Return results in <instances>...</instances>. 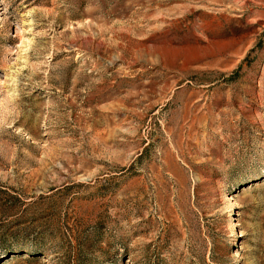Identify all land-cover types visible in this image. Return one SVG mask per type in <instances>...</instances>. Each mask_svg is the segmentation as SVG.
Listing matches in <instances>:
<instances>
[{
	"label": "rangeland",
	"instance_id": "obj_1",
	"mask_svg": "<svg viewBox=\"0 0 264 264\" xmlns=\"http://www.w3.org/2000/svg\"><path fill=\"white\" fill-rule=\"evenodd\" d=\"M0 264H264V0H0Z\"/></svg>",
	"mask_w": 264,
	"mask_h": 264
}]
</instances>
